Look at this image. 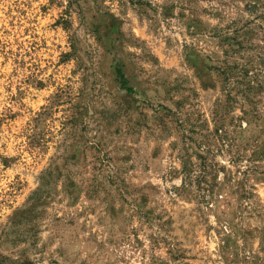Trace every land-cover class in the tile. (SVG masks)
I'll list each match as a JSON object with an SVG mask.
<instances>
[{
    "label": "rangeland",
    "instance_id": "1",
    "mask_svg": "<svg viewBox=\"0 0 264 264\" xmlns=\"http://www.w3.org/2000/svg\"><path fill=\"white\" fill-rule=\"evenodd\" d=\"M0 264H264V0H0Z\"/></svg>",
    "mask_w": 264,
    "mask_h": 264
},
{
    "label": "trees",
    "instance_id": "2",
    "mask_svg": "<svg viewBox=\"0 0 264 264\" xmlns=\"http://www.w3.org/2000/svg\"><path fill=\"white\" fill-rule=\"evenodd\" d=\"M116 77L118 79L121 89L125 90L127 93H133V90L130 87H128L127 80L124 74L121 72V70L116 69Z\"/></svg>",
    "mask_w": 264,
    "mask_h": 264
}]
</instances>
